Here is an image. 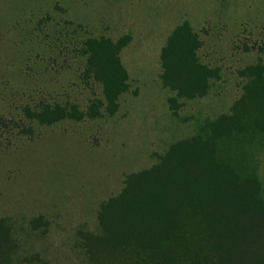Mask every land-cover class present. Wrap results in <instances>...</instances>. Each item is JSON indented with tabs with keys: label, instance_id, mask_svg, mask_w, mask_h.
Here are the masks:
<instances>
[{
	"label": "rangeland",
	"instance_id": "1",
	"mask_svg": "<svg viewBox=\"0 0 264 264\" xmlns=\"http://www.w3.org/2000/svg\"><path fill=\"white\" fill-rule=\"evenodd\" d=\"M182 24L208 66L203 96L179 95L160 77L163 58L184 50L186 29L169 40ZM90 37L117 44L124 87L113 105L85 70ZM262 47L264 0H0V219L17 239L11 262L97 264L79 230L96 226L128 172L228 111L245 80L239 70L264 64ZM71 104L72 116L36 117L43 105ZM233 154L264 194V141Z\"/></svg>",
	"mask_w": 264,
	"mask_h": 264
},
{
	"label": "trees",
	"instance_id": "2",
	"mask_svg": "<svg viewBox=\"0 0 264 264\" xmlns=\"http://www.w3.org/2000/svg\"><path fill=\"white\" fill-rule=\"evenodd\" d=\"M187 27L171 34L170 41L186 29L184 50L179 47L171 63L163 58L160 77L179 95L203 96L209 70L197 61L195 35ZM82 44L87 74L102 84L106 105H113L124 87L117 44L104 37ZM239 73L245 80L228 111L201 132L172 142L149 166L128 172L120 190L100 203L96 226L79 230V246L95 263L264 264L261 180L233 154L241 142L264 141V64H249ZM98 101L89 115L98 113ZM69 107L74 105H43L36 117L50 123L72 116ZM11 232L0 219V264H14L9 254L17 239Z\"/></svg>",
	"mask_w": 264,
	"mask_h": 264
}]
</instances>
